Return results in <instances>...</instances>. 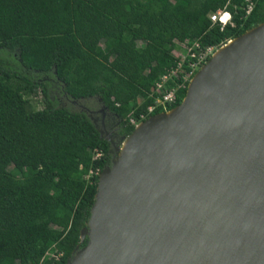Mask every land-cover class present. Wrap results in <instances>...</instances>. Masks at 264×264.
Here are the masks:
<instances>
[{"label":"trees","instance_id":"1","mask_svg":"<svg viewBox=\"0 0 264 264\" xmlns=\"http://www.w3.org/2000/svg\"><path fill=\"white\" fill-rule=\"evenodd\" d=\"M249 1L246 13L245 0H0V264H65L85 244L99 172L136 123L180 102L196 71L186 58L166 82L173 100L156 103L173 50L218 48L258 25L264 0ZM222 8L223 26L209 18ZM53 85L94 98L98 125Z\"/></svg>","mask_w":264,"mask_h":264},{"label":"water","instance_id":"2","mask_svg":"<svg viewBox=\"0 0 264 264\" xmlns=\"http://www.w3.org/2000/svg\"><path fill=\"white\" fill-rule=\"evenodd\" d=\"M113 159L65 264H87L92 212L93 264H264V27L199 77L185 110L144 128L116 173Z\"/></svg>","mask_w":264,"mask_h":264},{"label":"bare ground","instance_id":"3","mask_svg":"<svg viewBox=\"0 0 264 264\" xmlns=\"http://www.w3.org/2000/svg\"><path fill=\"white\" fill-rule=\"evenodd\" d=\"M264 27V22L260 23L259 25L245 31L244 33H242L241 35L231 38L229 39L226 43L222 44L221 46H219L218 48L215 49V51L212 52V54L210 55V57L204 61V63H202L200 66H198L199 68L196 70V72L190 77L189 81H188V90H187V95L184 97L183 101L167 110V111H163V112H159L156 115H152L149 116L146 120L144 121H139L138 123L135 124L134 129L132 131V133L125 138L122 143L119 145V148L117 150V155L115 156L114 160V164L116 166V171L115 173L120 169L125 155L131 145V143L134 141V139L137 137V135L147 126H149L151 123H153L157 118H163V119H172L179 111L185 110L186 109V105H187V99L188 96L193 88V86L195 85L196 81L199 79V77L211 66L213 65L215 62H217L219 59H221L222 57H224L227 53H229L230 51H232L237 45H239L242 41L248 39L249 37H251L252 35H254L259 29ZM103 172H101L100 174V180L98 182V187L96 189V193H95V198L99 199L101 197H104L106 195L105 190H104V185H103ZM115 173L111 176L110 180L111 181L115 175ZM94 207V206H93ZM92 207V209H93ZM94 212H92V215L90 217L89 220V228L87 230V234L89 236V240L87 243V264H93V250H92V242L94 239H96L98 237V232L94 223Z\"/></svg>","mask_w":264,"mask_h":264},{"label":"built area","instance_id":"4","mask_svg":"<svg viewBox=\"0 0 264 264\" xmlns=\"http://www.w3.org/2000/svg\"><path fill=\"white\" fill-rule=\"evenodd\" d=\"M252 6L251 1L245 0V12L248 13L250 8ZM209 18L211 21H218L221 26L224 24L230 22V14L228 11H226L224 8L218 9L217 11L211 13L209 15ZM183 47H186V53H185V59L189 58L187 64L189 67L193 68V65H197L198 62L202 61V57L207 53L210 48L206 47L205 49H201L197 42H192L190 44L187 43H180ZM174 56L177 58L176 64L174 67H171L167 69V71L161 75L159 81L155 83V89L162 93V99L161 101L165 100H173L174 94L172 90L169 88H165L164 83L167 82L168 79L171 77H176L179 69L182 67V59L179 58L180 52L174 53ZM198 67V65H197Z\"/></svg>","mask_w":264,"mask_h":264},{"label":"rangeland","instance_id":"5","mask_svg":"<svg viewBox=\"0 0 264 264\" xmlns=\"http://www.w3.org/2000/svg\"><path fill=\"white\" fill-rule=\"evenodd\" d=\"M138 42H136L137 44ZM216 48L210 49L207 51V53H205V55L202 57V63H204V61H206L210 55L212 54V52L215 50ZM180 52L179 58L181 57L182 61L185 60V53H186V47H183L180 43H179V47L173 50V54ZM209 54V55H208ZM207 55L209 56L207 58ZM207 58V59H206ZM194 69L196 68V70L199 68L197 67V65H193ZM181 69H179L180 71ZM187 76V74H186ZM55 84V83H53ZM53 87H55L53 85ZM165 88H169L170 90L174 91L176 89V87L171 86V85H167L166 83H164ZM53 96H55V98L57 99V101L61 104H66L72 108H81V109H88L92 114L93 119H95L96 124L98 125L99 123V119L97 118V114L99 110V106L98 104L94 101V98H89V99H79V100H74L71 98L66 97L60 90V88L55 87L52 91ZM40 95V94H39ZM37 95L36 97H31L29 96V102L31 103V106L35 109L40 108L41 107V101H40V96ZM156 103H162L161 100L156 99Z\"/></svg>","mask_w":264,"mask_h":264}]
</instances>
